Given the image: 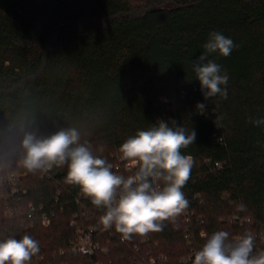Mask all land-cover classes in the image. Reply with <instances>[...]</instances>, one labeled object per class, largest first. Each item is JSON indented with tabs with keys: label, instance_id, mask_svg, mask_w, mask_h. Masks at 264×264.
<instances>
[{
	"label": "trees",
	"instance_id": "trees-1",
	"mask_svg": "<svg viewBox=\"0 0 264 264\" xmlns=\"http://www.w3.org/2000/svg\"><path fill=\"white\" fill-rule=\"evenodd\" d=\"M133 1L0 0V128L11 130L0 164L9 157L18 169L16 155L5 158L3 148L22 146L26 134L46 138L75 128L94 154L128 176L135 170L127 172L114 155L120 145L160 120L175 121L196 133L181 150L194 161L182 189L189 207L162 231L124 242L107 229L113 247L77 256L68 250L76 221L104 229V209L66 182L67 165L53 167L52 181L19 168L17 191L0 187V241H39L29 264H138L146 253L165 256L159 264H184L216 231L233 240L240 233L234 214L251 218L245 233L264 231V125L249 122L264 118V0ZM211 32L235 45L227 57L208 56L229 77L226 99L206 100L193 71ZM50 213L45 228L41 216Z\"/></svg>",
	"mask_w": 264,
	"mask_h": 264
},
{
	"label": "clouds",
	"instance_id": "clouds-1",
	"mask_svg": "<svg viewBox=\"0 0 264 264\" xmlns=\"http://www.w3.org/2000/svg\"><path fill=\"white\" fill-rule=\"evenodd\" d=\"M235 47L230 38L219 32L209 33L204 52L193 61V71L207 100L219 95L227 98L228 75L209 54L227 57ZM223 86V87H222ZM202 113L203 103H198ZM255 126L264 118H249ZM194 130H186L175 121H158L147 130H139L119 147L121 159L135 165L133 174L124 176L113 171V165L94 154L92 145L81 142L75 128L61 129L48 137L26 134L22 161L27 171L47 173L54 166L67 165L65 180L76 185L96 208H103L100 223L114 227L123 240L134 235L160 232L165 221L174 222L189 207L183 187L190 179L194 161L181 150L193 144ZM242 207V206H241ZM255 236L246 232L230 240L226 231H216L206 238L192 264H264V250L253 254ZM40 252L39 241L29 235L21 239L0 241V264H29Z\"/></svg>",
	"mask_w": 264,
	"mask_h": 264
},
{
	"label": "built area",
	"instance_id": "built-area-1",
	"mask_svg": "<svg viewBox=\"0 0 264 264\" xmlns=\"http://www.w3.org/2000/svg\"><path fill=\"white\" fill-rule=\"evenodd\" d=\"M164 102H167V100H164ZM11 130L10 129H2L0 128V147L2 145V143L8 139L9 136V132ZM12 152L16 155L17 160H18V164H17V168H23V158L25 155V150L23 148V146H15L12 149ZM121 164L124 165V168L127 172H133L135 170V165H133L131 162H124L121 161ZM120 166V164L118 166H116V169H118ZM18 169L14 170L12 165L10 163L4 162L3 164H0V187L3 189H10L11 193H15L17 191V187L20 184V179H21V173L18 171ZM42 179L46 180V181H52L54 179V172H53V168L48 171L47 173H42ZM9 196L7 194H5L3 196V199L6 201L8 200ZM225 198L227 200H229V204L230 205H234L237 203V201L234 200H230V197L228 195L225 196ZM58 200V198L56 199ZM8 208V207H7ZM192 213H187L186 214V235L185 238L188 240V245L192 246V242L189 240V227H190V218L189 216ZM14 212L12 209L8 208V210L5 213V216L9 219H13L14 218ZM54 214L50 213V214H43L41 216V224L44 227H49L52 221ZM231 221L235 222L236 224H238V226L240 227V233L235 236L233 238L236 239L240 236H242L243 234H245V230L247 229V225L251 223V218L250 217H244L241 214H234L231 217ZM75 224L72 223V226H74ZM77 238L75 239V241L71 242V247L72 249L79 255L81 256H93L95 255L98 251L101 250L99 243L95 240V234L96 231L93 227H88V228H81V229H77ZM252 234H254L255 236V243H254V249H253V254L258 253L259 251H262V247L264 246V231L263 232H253ZM121 241L124 242L125 240H123L121 238ZM136 251H140V249L137 247ZM197 251L192 249V252L189 256L183 258L182 262L184 264H192V261L194 260V256L195 253ZM166 261V257L165 256H161L159 258H155L152 255H150L149 253L144 254L138 264H159L162 262Z\"/></svg>",
	"mask_w": 264,
	"mask_h": 264
},
{
	"label": "rangeland",
	"instance_id": "rangeland-1",
	"mask_svg": "<svg viewBox=\"0 0 264 264\" xmlns=\"http://www.w3.org/2000/svg\"><path fill=\"white\" fill-rule=\"evenodd\" d=\"M133 2H135L134 4H136L137 2H138V0H134ZM5 148V147H4ZM3 148V153L5 154V158L6 157H8L7 156V154L8 153H10V152H12V149H11V146L9 147V146H6V148L4 149ZM115 156H116V159H118V161L120 162V161H122L123 159H121V154H120V152H117L116 154H114ZM5 160H7L6 162L7 163H11L10 162V159H9V157L7 158V159H5ZM18 171L20 172V170L18 169ZM19 213L20 214H22V211H19ZM76 223H77V229L79 230V229H81V228H84L85 229V224H84V222L82 221V219L80 220V224H82V226H80V225H78V222L76 221ZM43 226V225H42ZM44 227V226H43ZM94 229H95V231H96V234H95V240L99 243V245H100V248H101V250L99 251V252H101V251H106L107 249V247H106V245H108V246H111L112 245V243H111V241L109 240V238H108V236H107V234H106V229L104 228V229H98L97 227H94V226H92ZM46 228V227H45ZM78 233H77V231H76V235H77ZM73 242L75 241V239H73L72 240ZM71 241V242H72ZM112 247H113V245H112ZM69 250V252L71 253V254H73V255H77V256H81V255H79V254H77L73 249H72V247H71V243H70V248L68 249ZM63 253V251H61V254ZM161 257V256H160Z\"/></svg>",
	"mask_w": 264,
	"mask_h": 264
}]
</instances>
